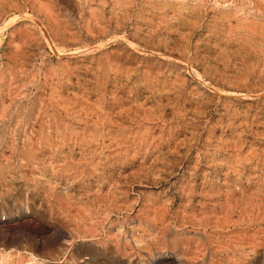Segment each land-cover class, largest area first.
<instances>
[{
    "label": "rangeland",
    "instance_id": "1",
    "mask_svg": "<svg viewBox=\"0 0 264 264\" xmlns=\"http://www.w3.org/2000/svg\"><path fill=\"white\" fill-rule=\"evenodd\" d=\"M0 264H264V0H0Z\"/></svg>",
    "mask_w": 264,
    "mask_h": 264
},
{
    "label": "bare ground",
    "instance_id": "2",
    "mask_svg": "<svg viewBox=\"0 0 264 264\" xmlns=\"http://www.w3.org/2000/svg\"><path fill=\"white\" fill-rule=\"evenodd\" d=\"M12 20V19H11ZM38 23V22H37ZM101 45V44H100ZM227 94V93H226ZM232 94V93H231ZM237 95V94H236ZM4 250V249H3ZM5 252V251H4ZM2 253V252H1ZM27 253V252H26Z\"/></svg>",
    "mask_w": 264,
    "mask_h": 264
}]
</instances>
